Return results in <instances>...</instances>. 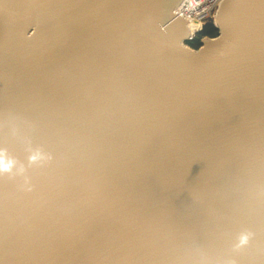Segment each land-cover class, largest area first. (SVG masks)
Wrapping results in <instances>:
<instances>
[{"label": "water", "instance_id": "obj_1", "mask_svg": "<svg viewBox=\"0 0 264 264\" xmlns=\"http://www.w3.org/2000/svg\"><path fill=\"white\" fill-rule=\"evenodd\" d=\"M182 2L0 0V264H264V0Z\"/></svg>", "mask_w": 264, "mask_h": 264}, {"label": "built area", "instance_id": "obj_2", "mask_svg": "<svg viewBox=\"0 0 264 264\" xmlns=\"http://www.w3.org/2000/svg\"><path fill=\"white\" fill-rule=\"evenodd\" d=\"M225 0H183L176 14L183 18L190 32L189 42L193 41L203 31L206 22L215 17Z\"/></svg>", "mask_w": 264, "mask_h": 264}, {"label": "trees", "instance_id": "obj_3", "mask_svg": "<svg viewBox=\"0 0 264 264\" xmlns=\"http://www.w3.org/2000/svg\"><path fill=\"white\" fill-rule=\"evenodd\" d=\"M219 35V30L215 27L212 20L206 22L202 32L193 40L187 43L192 49H199L201 47V41L204 38H216Z\"/></svg>", "mask_w": 264, "mask_h": 264}]
</instances>
